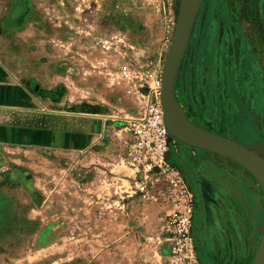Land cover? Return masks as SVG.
<instances>
[{
  "label": "rangeland",
  "instance_id": "1",
  "mask_svg": "<svg viewBox=\"0 0 264 264\" xmlns=\"http://www.w3.org/2000/svg\"><path fill=\"white\" fill-rule=\"evenodd\" d=\"M10 1L0 0V7ZM31 1L37 32L50 49L43 59L53 66L37 67L30 85H5L11 89L0 93V264H82L76 230L90 227L97 211L92 199L103 187L96 168L106 147L124 162V126L142 111L149 86L141 83H153L146 74L162 77L182 0ZM120 18L130 22L128 39L139 47L130 62L117 48ZM75 35L83 37L82 54L75 45L66 49ZM63 56L69 62L64 78ZM124 64L134 73L149 70L125 80L119 75ZM17 77L5 75L4 82ZM63 82L69 84L64 94ZM174 94L181 116L264 157V0L203 1ZM177 142L179 161L204 187L196 264H256L264 254V179L248 162Z\"/></svg>",
  "mask_w": 264,
  "mask_h": 264
},
{
  "label": "crops",
  "instance_id": "2",
  "mask_svg": "<svg viewBox=\"0 0 264 264\" xmlns=\"http://www.w3.org/2000/svg\"><path fill=\"white\" fill-rule=\"evenodd\" d=\"M82 5V3L78 4L77 9H82ZM34 7L35 3L31 0H11L4 7H0L1 95L7 88V90L11 89L5 87V85H17L23 88L34 82L32 76H34L37 67L51 69L53 66L52 60L46 62L43 59L46 50L50 51V49H46V46L43 45L46 41L44 34L37 32L41 27L38 25L39 21L35 18ZM76 16L74 23L77 27H83L80 15L76 14ZM109 21H112V19H109ZM121 21H123L124 29H119L118 33L123 35V38H120L123 45H118L117 48L120 58L130 62L133 59L130 54H138L139 47H136L128 39L130 35L128 28H126L130 24L128 19L120 18L119 23ZM9 36L15 38L14 43L8 40ZM69 37V42L66 41L69 44L66 49L72 50L70 45H75L76 53L82 54L83 37L81 35ZM114 42L116 41L113 40L111 43ZM13 44L18 45L17 54L10 52ZM133 47H136L135 50ZM12 49L14 51L15 47L12 46ZM61 49L59 47L60 51ZM147 50L150 51V49ZM150 53L152 52L150 51ZM65 58L63 56V78L68 76L64 72L69 65ZM155 58L156 61L154 62L158 61L155 64V67H157L160 63L161 53L156 55ZM41 59L44 61H40ZM149 62L154 64L152 61ZM143 71L140 72V78L145 74ZM5 75L18 76L19 80L16 79V82H13L8 79L4 82ZM119 75L123 78L121 72ZM65 84L67 83L63 82V94L69 86V84L67 86ZM68 125L69 123L63 117V134L68 132ZM72 126L75 127V125ZM94 127L95 125L92 130H94ZM77 131L86 132L79 129ZM105 149L107 156L99 161L100 164L96 168L102 173L100 184L103 187L102 189L97 188L98 196H94L92 199L97 204V211L92 212L93 218L90 227H85L84 223L77 226V260H81L82 264L85 260L90 261L91 264H170L165 252L167 247L161 236L164 234L166 216L172 211V203L164 200L157 204L146 205L144 202L138 201L139 198L134 197L130 186V170L116 152L111 154L107 147ZM88 235L91 236L90 240L85 237Z\"/></svg>",
  "mask_w": 264,
  "mask_h": 264
},
{
  "label": "built area",
  "instance_id": "3",
  "mask_svg": "<svg viewBox=\"0 0 264 264\" xmlns=\"http://www.w3.org/2000/svg\"><path fill=\"white\" fill-rule=\"evenodd\" d=\"M120 72L128 80L140 78V73H134L131 64L122 65ZM146 75L153 83L148 91L142 93L146 98L142 111L124 126V162L131 173L130 186L138 198L172 203L163 236L167 255L173 264H196L198 258L193 233L195 193L180 166L170 156L177 138L170 133L164 121L162 77L155 71Z\"/></svg>",
  "mask_w": 264,
  "mask_h": 264
},
{
  "label": "water",
  "instance_id": "4",
  "mask_svg": "<svg viewBox=\"0 0 264 264\" xmlns=\"http://www.w3.org/2000/svg\"><path fill=\"white\" fill-rule=\"evenodd\" d=\"M204 0H182L175 31L162 74L161 100L164 121L170 133L191 145L220 152L252 164L264 179V157L238 141L202 128L176 110L174 80L188 45L195 19ZM177 112L178 115L175 113ZM175 112V113H174ZM256 264H264V254Z\"/></svg>",
  "mask_w": 264,
  "mask_h": 264
},
{
  "label": "flooded vegetation",
  "instance_id": "5",
  "mask_svg": "<svg viewBox=\"0 0 264 264\" xmlns=\"http://www.w3.org/2000/svg\"><path fill=\"white\" fill-rule=\"evenodd\" d=\"M176 145H178V142H176ZM172 148L170 152V156L172 159L180 166L182 169L186 179L190 183L192 189L195 193V206H194V214H193V233L195 237V245L197 250V258L198 263L200 262V248H199V239H198V232H199V225H200V216H201V210H202V197L204 195L203 192V185L200 186L197 182V179L194 178L193 174L187 170V167L179 161L178 153L176 152V146ZM190 177V178H189Z\"/></svg>",
  "mask_w": 264,
  "mask_h": 264
},
{
  "label": "bare ground",
  "instance_id": "6",
  "mask_svg": "<svg viewBox=\"0 0 264 264\" xmlns=\"http://www.w3.org/2000/svg\"><path fill=\"white\" fill-rule=\"evenodd\" d=\"M175 112H176V111H175ZM175 112H174V113H175ZM175 114L178 115L177 112H176Z\"/></svg>",
  "mask_w": 264,
  "mask_h": 264
}]
</instances>
